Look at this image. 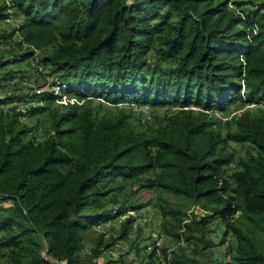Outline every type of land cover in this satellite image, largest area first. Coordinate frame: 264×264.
Here are the masks:
<instances>
[{
    "label": "trees",
    "instance_id": "obj_1",
    "mask_svg": "<svg viewBox=\"0 0 264 264\" xmlns=\"http://www.w3.org/2000/svg\"><path fill=\"white\" fill-rule=\"evenodd\" d=\"M243 6L237 0L0 1V20L10 18L12 7L24 16L12 32L0 33V88L23 79L8 66L54 46L38 58L49 75L32 67L60 89L11 93L0 97V107L16 99L31 113L46 111L76 94L114 106L176 108L138 130L129 124L136 117L131 109L94 116L91 106L70 105L54 113V133L45 140L25 139L32 130L17 105L0 112V264H102L103 252L129 237L136 219L128 216L117 238L100 232L85 252L88 230L129 211L106 208V189L151 171L143 185L202 203L211 214L188 220L186 208L160 195V230L176 248L165 242L164 259L153 249L141 264H264V108L247 106L224 121L210 115L237 99L264 104V4ZM154 46L171 65L149 64ZM230 142L248 144L246 157L235 163ZM213 218L225 221L230 236L221 260L207 254L214 243L204 238L205 226Z\"/></svg>",
    "mask_w": 264,
    "mask_h": 264
},
{
    "label": "rangeland",
    "instance_id": "obj_2",
    "mask_svg": "<svg viewBox=\"0 0 264 264\" xmlns=\"http://www.w3.org/2000/svg\"><path fill=\"white\" fill-rule=\"evenodd\" d=\"M3 1V0H0ZM244 4L245 9H255L261 8L262 4H264V0H237ZM242 7V8H243ZM241 8V9H242ZM24 20V16L20 14L17 9L12 7L10 11V18L6 20H0V33L6 32L10 33L12 30ZM19 35L16 34L14 36L13 41L10 43L13 48L15 40H19ZM156 45V44H155ZM5 47V46H4ZM54 46L48 47L46 50H38L36 54H34L33 58L29 61L23 63H13L8 66L6 69H15L19 70L23 75V79L18 81L12 87L0 88V97H5L14 94H34V92H42V91H52L55 94L59 93L58 85L53 82L52 77L45 78L40 73L49 75L48 69H46L41 63L38 62V58L40 59L43 55L50 54L53 51ZM5 53H3L4 57L7 59H13L14 52L11 53V50L4 49ZM149 64H159L162 66H169L172 64V61L162 60L160 57V52L157 46L149 52L148 54ZM36 67L37 70L33 69ZM43 68V69H41ZM19 72V73H20ZM16 79L11 81L13 84ZM54 83V84H53ZM92 102H88L87 99L77 96L76 94H66L65 96L60 97L55 100L53 104L50 105L46 111H38L34 113L29 111L28 103H24L18 100H14L11 102L3 103L1 107L17 105L19 109L25 110V115L23 118V122L32 130V133L25 137L26 140H31L36 137L37 140H45L50 136V134L54 133L53 125H54V113L55 112H65L67 111L70 105H78L81 107L91 106L93 109V114H109L111 117H115L120 114V112L115 111L114 109L125 108L127 111L131 109L135 116L129 118V124L133 126L134 129L138 130H146L147 126L154 127L157 122L153 118L154 114L157 113V116H163L172 112V110L176 108L169 107H159L156 110L150 105L146 104H130V103H122L117 106L111 104L109 101L105 99L95 98V100H91ZM249 106V108L257 109V107H263L264 104H249L243 105L240 99L233 102L226 112H221L219 110L210 113L211 116L215 118H220L222 121L225 119H229L232 117L238 110L243 109L244 107ZM200 107H194L197 110ZM27 109V111H26ZM10 109H3L2 112L6 113ZM154 110L156 111L154 113ZM150 123V125H149ZM221 124V125H220ZM217 124V126L226 128L222 123ZM148 130V129H147ZM151 129H149L150 131ZM228 151L232 152L235 156V163L240 158H245L248 151L250 150V146L248 144L230 142L228 145ZM236 169L235 164H230L228 168V174H231ZM154 176V172L144 175L138 180L135 181H126L118 178L117 181L110 183V190L106 189L108 192V197L105 199L106 208H114L117 209L118 206H126L129 211L127 214H124L116 220H112L110 222L98 223L94 225L90 230H88L84 251L88 252L90 247L95 245L100 232L105 234V239L110 240L111 238H117L121 234V227L123 221L130 215H134L136 217L133 223L134 231L131 232L130 236L126 239H119L116 245L107 248L101 257L99 258L100 263L107 264H141L148 261V254L152 252L154 249L157 251L156 256L160 259H164L163 250L161 247L163 245H167L168 249L174 250L176 248V244L171 242L167 235L164 232H161L160 226L163 219L160 210L157 208L156 202H158V198L160 195L166 197L168 200L175 204H181L183 208H186L188 212V220L191 218L201 219L205 217L207 214H211V211L202 205V203L196 204L189 202L188 199L177 197L176 195L168 192H162L160 189L147 187L143 184H146V178H151ZM111 198V199H110ZM110 200V201H108ZM116 201V202H115ZM138 204H145L140 209L134 210V206H138ZM94 209V208H93ZM95 210V209H94ZM134 210V211H133ZM96 211V210H95ZM206 233L204 238L209 241H213L214 245L210 249H207V254L209 257L213 259H224L225 254L227 252V247H225L224 242L225 232H226V223L222 218H213L210 220L208 224L205 226ZM198 235H203V231H200ZM227 236V235H226ZM152 238L155 243L151 245ZM95 241V242H94ZM166 242V243H165ZM165 243V244H164ZM200 246L204 244V242L199 241ZM193 246L189 247L188 251L191 252ZM142 258V259H141ZM161 264H164V260Z\"/></svg>",
    "mask_w": 264,
    "mask_h": 264
},
{
    "label": "built area",
    "instance_id": "obj_3",
    "mask_svg": "<svg viewBox=\"0 0 264 264\" xmlns=\"http://www.w3.org/2000/svg\"><path fill=\"white\" fill-rule=\"evenodd\" d=\"M41 69H43V68H41ZM43 70H44V69H43ZM44 72H45V70H44ZM50 79L53 80V78H50ZM14 107H15V105L6 106V107H0V112H2L3 109H12V108H14ZM228 242H229V238L226 239L225 244L227 245Z\"/></svg>",
    "mask_w": 264,
    "mask_h": 264
},
{
    "label": "crops",
    "instance_id": "obj_4",
    "mask_svg": "<svg viewBox=\"0 0 264 264\" xmlns=\"http://www.w3.org/2000/svg\"><path fill=\"white\" fill-rule=\"evenodd\" d=\"M142 259V258H141Z\"/></svg>",
    "mask_w": 264,
    "mask_h": 264
}]
</instances>
